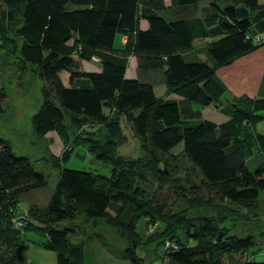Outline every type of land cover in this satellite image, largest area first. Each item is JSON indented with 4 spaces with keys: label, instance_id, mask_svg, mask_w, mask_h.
<instances>
[{
    "label": "trees",
    "instance_id": "obj_1",
    "mask_svg": "<svg viewBox=\"0 0 264 264\" xmlns=\"http://www.w3.org/2000/svg\"><path fill=\"white\" fill-rule=\"evenodd\" d=\"M202 2L207 5L197 15ZM171 6L183 8L184 17L167 18L164 0H0V50L14 53L20 68L29 67L45 81L42 102L32 116L34 134L44 137L56 131L66 144L83 127L99 124L105 130L98 128L95 137L90 130L76 137L89 153L112 166L106 176L61 167L69 150L60 159L52 156L53 165L60 167L58 181L46 209L29 212L43 225L36 227L14 217L15 211L23 193L45 186L47 180L27 156L16 155L0 137V244L9 251L0 255V264L18 263L21 230L30 228L45 234L42 245L55 252L57 264H84L83 242L68 238L74 229L57 227L79 216L102 219L129 239L125 256L132 264H146L135 252L140 239L136 223L142 217L149 226H162L165 237L184 230L191 240L176 237L156 264H264L233 257L251 248L252 235L218 239L222 214L231 213L228 207L208 206L192 197L184 213L168 214L146 198L140 186L151 176L161 180L169 175L167 159L176 158L172 150L182 143L180 152L200 175V184L221 197L255 213L264 190V158L254 170L247 167L253 155L264 156V134L252 131L264 120V97L230 100L215 74L218 67L264 44V0H171ZM141 19L148 22L145 30L140 29ZM117 34L127 37L121 48L114 46ZM204 38L213 39L205 49L208 60H186L183 54L192 42ZM93 56L101 70H80V62ZM130 56L137 59L135 79L125 76ZM62 72L69 73V86ZM153 76L161 77L167 94L181 96L182 102L156 96ZM6 97L0 92V112ZM224 100L221 109L229 119L222 123L204 119L191 106H219ZM121 118L146 158L116 154L126 138ZM191 180H185L191 184L188 189L199 191L200 185ZM177 188L186 190L183 185ZM198 207L217 215L202 216ZM233 215V222L247 219ZM14 219L22 222L20 227Z\"/></svg>",
    "mask_w": 264,
    "mask_h": 264
},
{
    "label": "rangeland",
    "instance_id": "obj_2",
    "mask_svg": "<svg viewBox=\"0 0 264 264\" xmlns=\"http://www.w3.org/2000/svg\"><path fill=\"white\" fill-rule=\"evenodd\" d=\"M121 36V34L115 36V46L117 48H121ZM130 68L131 65L128 66V69ZM60 76L65 83H68L66 72H62ZM43 85H45V81L29 67L20 68L14 53L0 50V92L5 91L7 94V97L2 101L3 112H0V137L10 142L16 155L27 156L31 160L34 169L43 173L47 180L45 186L23 193L19 197L15 211L17 214L14 217L24 219L25 223H32L36 227H42L43 225L39 220L30 216L29 212L32 208L46 209L58 181L60 167L53 165L52 156L60 159L69 150L68 159L61 164V167L87 170L106 176H109L112 172L111 164L105 163L97 159L94 154L89 153V148L84 143L80 144V140L76 137L85 134L88 130L92 131L95 137L98 128H102L99 124H89L83 127L76 132L73 138L71 136V141L69 140L66 143L67 145L56 131H52L45 137L34 134L32 116L39 109L42 102ZM65 120H69L68 115ZM121 127L126 138L117 147L116 154L127 159L146 158L139 139L133 135L124 118H121ZM252 131L254 133L264 132V120L255 123ZM181 148L182 143L174 147L172 151L177 155L176 158L167 159V173L169 175L166 178L160 180L155 176H151L140 183L145 197L152 199L154 204L157 203L162 206L168 211V214L184 213L188 208H191L188 199L192 197H199L202 199L201 201L209 202L208 206L228 207L231 213L224 211L222 214L223 222L220 224L222 228L218 235L220 234V238L224 239L232 235H252L254 244L251 248L245 253H233V257L241 261H264V190L259 192L257 211L255 213L248 212L247 209L216 194L213 189L200 184V175L192 168L190 161L180 152ZM247 167L254 170L256 163L248 160ZM159 168L164 169V165L160 164ZM187 177L200 185L199 191L188 189L191 184L185 181ZM175 179L178 180L175 182ZM177 185H183L186 190L178 189ZM197 211L202 216H214L216 214L213 209H206L205 207H201ZM109 212L113 215L112 211ZM235 212L247 216V219L238 220L237 217V220L233 222L235 217L233 213ZM57 227L74 229V232H69L68 238L72 242H83L84 264H132L130 259L125 256V250L131 245V242L102 219H87L84 216H79L74 220L59 222ZM136 233L140 239L135 247V252L146 264H156L159 259L158 251L160 247L164 246L166 250L176 237L183 242L191 241L184 230L169 232V236L165 237L166 232L162 226L158 227L156 224L149 226L144 217L137 221ZM20 237L17 264H20L19 261H26L27 258H30L32 262L36 261L38 263V259H41L45 264H51V259L46 254L40 255L44 252L42 244L46 241L43 232L33 228L22 229ZM192 243L197 244L196 241ZM50 251L53 253L52 250ZM6 252H9L8 249L0 244V255ZM225 260L226 262L229 261Z\"/></svg>",
    "mask_w": 264,
    "mask_h": 264
},
{
    "label": "crops",
    "instance_id": "obj_3",
    "mask_svg": "<svg viewBox=\"0 0 264 264\" xmlns=\"http://www.w3.org/2000/svg\"><path fill=\"white\" fill-rule=\"evenodd\" d=\"M164 4L167 7V10L165 11V16L167 18L173 19L178 17H184L183 14L185 13V11H183V8H176L171 6V0H164ZM206 5L207 2H202L197 6V15L200 14V9L205 7ZM139 26L140 29L145 30L148 28V22L144 19H141L139 22ZM126 39L127 37L125 35L121 36V47L125 44ZM211 40L213 39L204 38L194 40L192 42L191 49L186 51L183 56L188 61H191L190 59L208 60L205 49L207 44ZM129 65H131L130 69H128ZM128 66L125 75L126 78H137V59L135 56L129 57ZM79 69L82 71L98 72L101 70V67L96 61L83 60L80 62ZM215 74L216 77L220 80V82L226 87V94L228 99L230 100L237 99L241 96H247L248 98L264 97V44L252 50L251 52L239 56L230 64L218 67L215 71ZM66 75L68 80L69 73L66 72ZM152 81L154 82V92L156 96L165 99H174L179 102H182L183 98L181 96L174 93L167 94L166 86L162 82L161 77L153 76ZM63 83L64 85L69 86V83H65L64 81ZM225 102L226 101L224 100L223 103L219 106L215 103H210L205 106H202L198 103H191V106L193 109L200 110L204 119L213 121L215 123H222L229 119V115L224 113L221 109V107L224 106ZM50 133H52V131L47 133L45 136H48V134ZM257 133L264 134V132ZM253 156L249 159H251L255 163H257L258 159L264 158L261 153H257ZM42 249L44 250V252L40 255L46 254V256L51 259V264H57L55 252L53 251V253H51L50 250L44 248L43 246ZM21 262H23L24 264H45L44 261H42L41 259H38L37 263L36 261L32 262L30 258H27L26 261H19L20 264Z\"/></svg>",
    "mask_w": 264,
    "mask_h": 264
},
{
    "label": "built area",
    "instance_id": "obj_4",
    "mask_svg": "<svg viewBox=\"0 0 264 264\" xmlns=\"http://www.w3.org/2000/svg\"><path fill=\"white\" fill-rule=\"evenodd\" d=\"M92 60H94V61H96V62L99 61V59H98L96 56H93V57H92ZM14 224H15V227L18 228V227L21 226L22 222H21L19 219H14Z\"/></svg>",
    "mask_w": 264,
    "mask_h": 264
},
{
    "label": "water",
    "instance_id": "obj_5",
    "mask_svg": "<svg viewBox=\"0 0 264 264\" xmlns=\"http://www.w3.org/2000/svg\"><path fill=\"white\" fill-rule=\"evenodd\" d=\"M218 239H220V234L218 235ZM194 245H195V243H191L189 246L192 247ZM164 250H165L164 246L160 247V249L158 251V255L160 256L163 253Z\"/></svg>",
    "mask_w": 264,
    "mask_h": 264
}]
</instances>
